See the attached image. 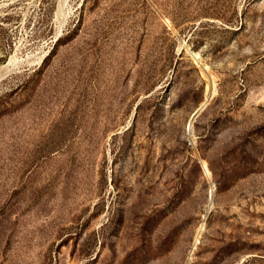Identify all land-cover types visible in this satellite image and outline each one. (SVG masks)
Masks as SVG:
<instances>
[{"label":"rangeland","instance_id":"obj_1","mask_svg":"<svg viewBox=\"0 0 264 264\" xmlns=\"http://www.w3.org/2000/svg\"><path fill=\"white\" fill-rule=\"evenodd\" d=\"M0 264H264V0H0Z\"/></svg>","mask_w":264,"mask_h":264},{"label":"bare ground","instance_id":"obj_2","mask_svg":"<svg viewBox=\"0 0 264 264\" xmlns=\"http://www.w3.org/2000/svg\"><path fill=\"white\" fill-rule=\"evenodd\" d=\"M213 80V79H212ZM204 163V162H203ZM203 167H205L206 168V170H207V167H206V164H204V166ZM196 244V243H195ZM195 247V246H194Z\"/></svg>","mask_w":264,"mask_h":264}]
</instances>
